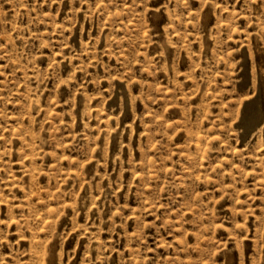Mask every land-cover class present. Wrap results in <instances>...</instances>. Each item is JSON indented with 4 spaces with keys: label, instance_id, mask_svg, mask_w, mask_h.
Listing matches in <instances>:
<instances>
[{
    "label": "rangeland",
    "instance_id": "374dc122",
    "mask_svg": "<svg viewBox=\"0 0 264 264\" xmlns=\"http://www.w3.org/2000/svg\"><path fill=\"white\" fill-rule=\"evenodd\" d=\"M0 264H264V0H0Z\"/></svg>",
    "mask_w": 264,
    "mask_h": 264
}]
</instances>
